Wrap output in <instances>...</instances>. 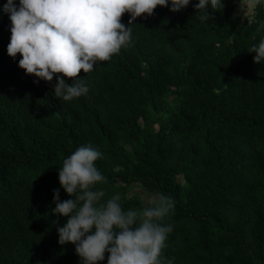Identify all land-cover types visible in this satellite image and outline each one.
I'll list each match as a JSON object with an SVG mask.
<instances>
[{
    "label": "trees",
    "instance_id": "trees-1",
    "mask_svg": "<svg viewBox=\"0 0 264 264\" xmlns=\"http://www.w3.org/2000/svg\"><path fill=\"white\" fill-rule=\"evenodd\" d=\"M243 1L221 0L203 22L198 0L137 17L130 42L81 71L88 92L66 102L55 75H26L21 56L7 55L0 0V264H82L74 245L58 243L68 217L53 212V193L72 199L58 169L85 145L102 153L106 179L92 186L101 202L119 195L125 210L142 209L126 196L134 185L174 201L162 261L264 264V62L249 53L264 40V0L240 17Z\"/></svg>",
    "mask_w": 264,
    "mask_h": 264
},
{
    "label": "clouds",
    "instance_id": "clouds-1",
    "mask_svg": "<svg viewBox=\"0 0 264 264\" xmlns=\"http://www.w3.org/2000/svg\"><path fill=\"white\" fill-rule=\"evenodd\" d=\"M190 0H7L3 12L8 14L10 42L7 55L21 56L18 67L26 75L44 81L57 77L54 96L71 101L85 95L88 88L83 79H75L83 71L93 70L96 61H107L131 40L129 25L141 16H151L157 7L171 4L178 12ZM260 0H247L254 9ZM221 0H198L195 5L199 19H212V12L222 10ZM129 13L126 27L121 23ZM254 63L264 62V40L253 45ZM64 78L72 79L67 84ZM102 153L91 145L75 150L58 169L61 188L72 199L59 201V190L53 193L54 213L68 217L57 229L60 245L72 244L82 264H98L108 253L107 264H173L174 258L161 260L168 235L173 231L165 217L174 209V201L166 195L146 198L140 210H125L121 197L113 196L101 202L103 190L92 186L106 178L95 161ZM79 190V193H78ZM78 193V194H77ZM73 194H77L73 198Z\"/></svg>",
    "mask_w": 264,
    "mask_h": 264
},
{
    "label": "rangeland",
    "instance_id": "rangeland-1",
    "mask_svg": "<svg viewBox=\"0 0 264 264\" xmlns=\"http://www.w3.org/2000/svg\"><path fill=\"white\" fill-rule=\"evenodd\" d=\"M252 11V8H249L247 6V0H244L238 5L237 12L240 15V17H245L246 15H249ZM126 196L127 197H134L137 199H140L146 203V198L149 197L150 195H147L145 192H143L139 187L137 186H132L126 189Z\"/></svg>",
    "mask_w": 264,
    "mask_h": 264
}]
</instances>
